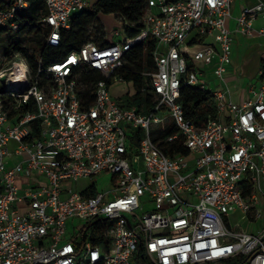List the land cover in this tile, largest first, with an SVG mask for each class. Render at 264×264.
Masks as SVG:
<instances>
[{
	"label": "built area",
	"instance_id": "obj_1",
	"mask_svg": "<svg viewBox=\"0 0 264 264\" xmlns=\"http://www.w3.org/2000/svg\"><path fill=\"white\" fill-rule=\"evenodd\" d=\"M37 1L44 13L27 24ZM90 3L0 0V43L33 27L56 42ZM232 3L145 0L134 36L119 17L114 39H90L34 74L19 50L0 64V264H264V67L250 97L227 99ZM258 16L264 0L241 8L238 30L251 35ZM149 38L154 68L141 74L155 104L142 113L114 99L110 85L123 80L127 52ZM90 70L103 77L83 106L78 78ZM182 83L209 92L221 118L200 125L186 118ZM29 102L34 110L9 117L8 104L18 110ZM36 118L38 137L30 129ZM165 121L177 130L165 141L182 136L186 154L160 149V131L151 128ZM102 175L110 177L106 190L72 186ZM68 219L77 223L69 228Z\"/></svg>",
	"mask_w": 264,
	"mask_h": 264
},
{
	"label": "trees",
	"instance_id": "obj_2",
	"mask_svg": "<svg viewBox=\"0 0 264 264\" xmlns=\"http://www.w3.org/2000/svg\"><path fill=\"white\" fill-rule=\"evenodd\" d=\"M144 8L145 0H95L86 9L75 13L71 17L70 28L60 30V38L58 41L46 43L45 39L41 36L40 28L33 27L23 36L7 38L2 44L3 55L7 60L13 51H22L26 54L31 72L34 74L38 66L45 68L48 64L61 60L69 51L78 49L88 40L92 39L95 41V34L93 35L89 30L91 26H95L98 29V38L102 39L106 32L98 18L99 13L118 15L125 23L124 28L128 36L136 35L141 27ZM43 13L44 6L42 2H34L26 14L25 23L33 22ZM104 43L107 42L104 41ZM155 45L156 42L152 38H149L145 43L135 45L126 54L125 66L118 70V74L122 79L126 82L132 81L135 88L134 94H127L122 105L135 106L142 113L152 111L155 104L154 98L147 92L145 77L141 74L144 70L154 68L152 52ZM38 59L40 60L39 64L37 62ZM261 65L264 67V61L261 62ZM102 77V74L97 70L82 71L79 73L78 80L84 84L79 93L80 98L83 100V106L92 102V84ZM179 99L183 106L185 117L198 125L202 124L208 116L217 118L219 115L211 94L195 86L182 83ZM7 108L10 118L21 114L24 110H34L32 102H29L28 105H23L18 110L11 104H8ZM30 129L31 136L38 137L40 135L38 118L30 123ZM176 132L175 126L168 124L155 138L163 153L167 155L187 153L185 147L182 145V136L177 135L173 140L165 141L167 136H172ZM141 135V129L137 128L134 131V138L140 139Z\"/></svg>",
	"mask_w": 264,
	"mask_h": 264
},
{
	"label": "crops",
	"instance_id": "obj_3",
	"mask_svg": "<svg viewBox=\"0 0 264 264\" xmlns=\"http://www.w3.org/2000/svg\"><path fill=\"white\" fill-rule=\"evenodd\" d=\"M254 0H233L231 16L226 20V26L230 30L232 43L230 63L225 72L227 86V99L240 103L251 96L250 89L259 84L264 61V35L257 31L264 26V16H258L251 22L252 34L246 35L238 30L236 16L245 5L253 4ZM213 75L207 72V78L212 79ZM10 147L15 145L14 141L9 142Z\"/></svg>",
	"mask_w": 264,
	"mask_h": 264
},
{
	"label": "rangeland",
	"instance_id": "obj_4",
	"mask_svg": "<svg viewBox=\"0 0 264 264\" xmlns=\"http://www.w3.org/2000/svg\"><path fill=\"white\" fill-rule=\"evenodd\" d=\"M95 0H91V2H93ZM234 5H232L233 8ZM98 18L100 20V22L103 24L104 30L106 32L105 36L102 39H106L107 40H112L114 39V36L112 35V31L115 27L119 28V30H121L122 28V22L120 21V18L118 15H112V14H105V13H99L98 14ZM89 30L91 31V33H93V35L95 34V42H100L102 41V39L98 38V29L95 26H91L89 28ZM5 32H0V37H4L5 36ZM6 62V59L3 55V45L2 43H0V64H4ZM110 92L111 95L113 96L114 99H116L117 101H119L120 103L123 104V100L127 97V94L132 95L135 92V88L133 86L132 81L126 82L125 80H120L117 82H113L110 85ZM160 117L162 119L166 118L168 116V111L163 110L162 112H160ZM221 113H219V117L221 118ZM166 121L163 123H160L154 127L151 128L152 132H158L161 131L162 129L165 128L166 126ZM137 128L134 129V131ZM89 185H94L95 188L100 191V190H106L108 188H110L111 186V181H110V177L109 175H102L100 177H95V178H81L79 180H77L76 182H74L72 184L73 188L75 190H82L85 187L89 186ZM232 221L233 222H237L240 221L239 220V216L237 214H234L232 216ZM72 223H77V219H68L67 221V225L70 228Z\"/></svg>",
	"mask_w": 264,
	"mask_h": 264
},
{
	"label": "water",
	"instance_id": "obj_5",
	"mask_svg": "<svg viewBox=\"0 0 264 264\" xmlns=\"http://www.w3.org/2000/svg\"><path fill=\"white\" fill-rule=\"evenodd\" d=\"M1 80H3V76L1 77Z\"/></svg>",
	"mask_w": 264,
	"mask_h": 264
}]
</instances>
